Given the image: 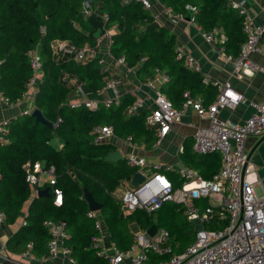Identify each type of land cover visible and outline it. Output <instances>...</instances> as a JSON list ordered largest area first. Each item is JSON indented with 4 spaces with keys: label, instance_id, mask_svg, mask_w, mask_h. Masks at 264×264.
I'll use <instances>...</instances> for the list:
<instances>
[{
    "label": "trees",
    "instance_id": "obj_1",
    "mask_svg": "<svg viewBox=\"0 0 264 264\" xmlns=\"http://www.w3.org/2000/svg\"><path fill=\"white\" fill-rule=\"evenodd\" d=\"M174 13L184 15L186 5L195 7L194 21L204 30L218 29L225 40L218 43L227 55H235L245 40L242 18L227 0H159ZM83 0H0V93L10 103L21 100L27 92V82L32 75L27 52L37 50L40 56L39 83L33 94V104L45 119L48 127L36 122L30 114H21L7 120L6 132L0 141V212L7 221H13L24 204L31 198L32 186L26 181L28 171L35 162L44 168L53 166L54 188L62 191V202L55 206L48 198L34 197L28 208L24 228L25 242L45 229L44 219L64 221L69 246L75 264H109L108 256L98 254L92 247V239L99 235L95 227L97 216H90L83 189H88L101 204V222L104 223L113 245L126 249L133 242L130 224L147 230L152 224L164 229L172 243L173 235L183 225L174 218L181 211L179 204L164 202L154 214L135 209L122 215L120 200L114 192L123 185L129 188L128 180L136 167L128 165L125 158L112 162L105 156L114 150L106 142H94V128L110 125L112 133L119 138H131V143L150 147L156 136L145 124L148 109L143 108L130 115L125 108L135 96L125 92L118 102L106 106L98 101L92 109L83 102L71 107L68 96L74 86L65 83L63 74L82 83L89 93L102 89L110 72L98 64L97 40L88 32L91 26L82 13ZM93 15L98 21L105 16V30L110 33L109 52L114 58L123 57L128 67H136L140 79L153 76L155 69L164 72L168 79L160 84V92L178 107L182 93L206 96L205 105L214 99L212 85H204L199 72L190 69L183 58H177L175 41L164 26L146 29L153 21L149 8L135 0H90ZM43 28V29H42ZM55 40H65L75 48L89 47L95 55L84 60L66 57L57 61L52 56L51 45ZM75 88V87H74ZM60 121L57 123V120ZM57 137L61 148L51 144ZM193 144L181 152V160L197 169L203 178H210L220 166V154H197ZM173 188L182 181L175 171L166 173ZM50 196L52 193H50ZM180 225V226H179ZM27 245V244H26ZM174 251V249H173ZM152 259H155L152 256Z\"/></svg>",
    "mask_w": 264,
    "mask_h": 264
},
{
    "label": "built area",
    "instance_id": "obj_2",
    "mask_svg": "<svg viewBox=\"0 0 264 264\" xmlns=\"http://www.w3.org/2000/svg\"><path fill=\"white\" fill-rule=\"evenodd\" d=\"M141 2L144 8H151L152 2L159 0H135ZM229 5L236 10L242 18V31L245 40L241 43L239 51L235 55H227L220 46V53L233 67V74L240 79L244 74L254 72L264 73V64H256L250 60L253 53L264 55V22L254 24L248 15L245 0L230 1ZM187 10L195 11V7L186 5ZM164 13L171 18L181 19V13H174L171 8L163 6ZM82 13L89 16L92 13L90 0H83ZM103 22L105 16L102 17ZM156 19V15L154 16ZM195 24L192 16L189 21ZM200 34L206 42L222 43L225 35L218 29L206 31L200 28ZM104 36H109L105 30ZM52 47V56L58 59L62 55L73 56L77 60H84L95 55V51L89 47L77 49L65 40H55ZM177 58H183L184 63L190 69L198 72L199 67L193 58L184 53L181 47L176 46ZM29 66L32 75L27 82L28 88L35 86L39 78L40 56L34 51L27 52ZM115 61L124 64L123 57L115 58ZM98 64L104 65L103 58L98 59ZM168 79V76L155 69V73L148 80L147 85L153 82L158 85ZM204 85H212L216 92L214 99L207 105L203 104L197 95H191L188 90L183 91L180 106L175 107L170 100L159 91L153 98V107L148 108L145 124L154 130L155 144L170 130V125L178 121L188 109L203 120L193 133V150L197 154H220V166L210 178L201 177L198 172L188 165H170L166 163H149L143 156L129 154L125 160L130 166L146 169L144 179L136 187L125 188L120 195V202L125 211L142 209L147 214H154L162 203L174 202L179 204L183 215L189 222L197 221L200 228L195 231L193 241L181 252L175 253L169 241L168 233L157 227L154 235H149L147 230H138L133 234V242L126 249H118L112 246L108 253L102 246L103 233L101 220L95 222L99 235L93 237L92 247L98 248V254L108 256L109 264H264V177L259 178L254 164L247 162L245 141L250 136H261L264 133V102L253 105V112L239 124L221 121L217 117L220 109L234 107L244 100L241 93L237 92L230 82H221L202 76ZM76 90L82 94V83H75ZM116 80L108 78L106 88L114 91ZM25 95V94H24ZM5 103H10L8 98L0 93ZM81 102L85 106L95 109L98 101L83 100L70 102L74 107ZM118 95L107 99L104 104H116ZM145 108L144 100L135 97L133 102L126 106L125 113L134 114ZM31 110H25L22 114H31ZM60 119L57 120V123ZM7 120L0 123V141H7L1 133L6 132ZM94 142H101L112 135L110 125L95 127ZM131 143V138L126 139ZM246 164V165H245ZM169 171H175L182 181L180 187L173 188L166 175ZM49 175L47 182L53 185L55 182L54 168H44L40 162H35L28 171L26 181L31 186H36L40 180V174ZM260 188L261 194L256 192ZM54 204L62 202V191L53 189ZM203 200H206L203 204ZM97 211H90V216H96ZM5 215L0 212V221ZM23 225L26 221H23ZM42 227L47 231L49 238L47 249L50 257L55 258L60 252L69 253L70 248L63 244L67 238L64 221L44 219ZM31 242L27 243L24 255L31 248ZM152 256L155 259H152Z\"/></svg>",
    "mask_w": 264,
    "mask_h": 264
},
{
    "label": "crops",
    "instance_id": "obj_3",
    "mask_svg": "<svg viewBox=\"0 0 264 264\" xmlns=\"http://www.w3.org/2000/svg\"><path fill=\"white\" fill-rule=\"evenodd\" d=\"M227 1L230 2L240 0ZM245 6L248 15L251 17L254 24L264 22V0H245ZM149 11L152 15L153 21H157L159 26H164L169 30V33L174 38L175 46L181 47L184 53L189 54L193 58L199 67L198 72L201 76H206L210 79H216L221 82L228 81L237 92L243 95L244 100L236 106L226 107L218 111L217 117L219 120L233 124L242 123L253 112L254 104L264 102L263 72L244 74L242 78H236L233 74L231 62L227 61L222 56L218 43L206 42L200 34L201 27L196 22L194 24L184 18L174 19L168 17L164 13L163 5L160 2L153 1ZM155 15L156 19H154ZM110 33H112V31H109V36H102L97 40V54L103 58L105 62V64L101 66L108 69L110 77L116 80L114 91L104 86L98 92L93 94L87 92L84 87H82L83 93L79 94L75 89V83L77 81L72 78V75L64 73L62 77L65 78V83L68 86L75 87H73L70 91L68 96L69 102L83 101L84 99L105 102L107 99L113 98L115 93L119 96L125 92H130L135 97H140L144 100L145 108L148 109L153 107V98L155 93L159 91L160 85L153 82L152 86H148L147 82L150 78L145 80L140 79L136 75L137 66L128 67L125 63L120 64L115 61V58L109 52ZM54 43L55 42H53L51 46H53ZM33 50L37 52L36 49ZM66 57L71 56L62 55L58 59H55L60 61ZM249 58L256 64H264V55L262 54L253 53ZM38 83L39 78L36 81L35 86H30L23 98L18 102L8 104L0 97V123L21 115L25 110L32 111L35 108L33 104V94ZM197 95L201 98L203 104L205 105L206 96L202 94ZM203 122V120L199 119L195 115L194 111L188 109L178 121L170 125V130L160 139L158 144H155L154 141V143L148 148L136 143H129L125 139L119 138L114 134L104 138L103 141L111 144L114 147V150H118L123 158L129 154H134L143 156L149 163L159 162L173 166L180 164L187 165L181 160L180 154L185 147L193 144V133L196 127ZM260 137L261 136H250L246 139L245 149L247 154L254 148ZM51 144L55 148H61L62 146V142L55 136L52 137ZM249 163L254 164L257 176L259 178H263L264 139L258 143L252 151ZM190 167L194 168L193 166ZM194 169L197 171L196 168ZM136 171L145 174L146 169L136 168ZM48 178V174H40L38 184L36 186H32L31 198L24 204L19 216L15 220L7 221L4 218V220L0 221V264H75V261L72 258L71 250L67 254L60 252L55 258L49 256L47 249L49 235L46 230L35 235L34 248L32 249L31 247L28 253L24 255L26 244L29 242L32 243V241L25 242L26 239L23 232L24 228L22 227L24 226L22 223L26 220L31 200L36 196L48 198L50 202H53L54 200V194L50 191L49 192L52 193L51 196H41L38 194L40 190H44L46 188L49 190L50 185L47 182ZM125 188L127 187L123 185L114 192L115 196L119 200L120 195ZM53 205H55L54 202ZM120 206L123 216L129 215L132 212L125 211L121 202ZM96 216L98 219L102 220L100 211L96 212ZM101 230L103 233L102 246L109 253L111 247L114 245L104 223L101 224ZM130 230L134 233L140 229L135 223H132L130 224ZM63 244L68 246L65 241Z\"/></svg>",
    "mask_w": 264,
    "mask_h": 264
},
{
    "label": "water",
    "instance_id": "obj_4",
    "mask_svg": "<svg viewBox=\"0 0 264 264\" xmlns=\"http://www.w3.org/2000/svg\"><path fill=\"white\" fill-rule=\"evenodd\" d=\"M183 18L187 21H190L192 18V11L187 10V12L183 15ZM87 21L92 28L91 31L88 32V36L91 39L98 40L99 38L104 36L105 23L103 21H98L93 14L87 17ZM157 26H159V23L157 21H152L151 23L146 25V29L154 28ZM30 115L34 118L36 122H40L50 128L52 127V123L45 119V117L42 115L41 111L38 108H34ZM263 139H264V133L261 135L256 145H258V143H260ZM256 145L254 146V148L256 147ZM254 148L248 153L247 162L249 161V158ZM122 158L123 157L118 150H113L105 156L106 161H112V162L122 160ZM143 179H144V175L141 172L139 171L134 172V174L130 177L128 181L129 187H132V188L136 187L140 183V181H142ZM38 194L41 196L42 195L50 196L47 188L44 190H40ZM83 198L87 202V205L90 211H100L101 210V204L93 198L91 192L86 188L83 189ZM193 224L195 225V231L200 228V225L197 221H193ZM156 229H157V225L152 224L147 229V232L149 235L152 236L154 235Z\"/></svg>",
    "mask_w": 264,
    "mask_h": 264
},
{
    "label": "rangeland",
    "instance_id": "obj_5",
    "mask_svg": "<svg viewBox=\"0 0 264 264\" xmlns=\"http://www.w3.org/2000/svg\"><path fill=\"white\" fill-rule=\"evenodd\" d=\"M256 192L258 194H261L260 188L256 187ZM206 200H203V204H205ZM177 220H180V222H183V225H179L180 228L176 232V235H173L172 237V243L174 245V252L178 253L181 252L183 249H185L186 246H188L194 239L195 236V225L192 222H189L185 215H183L182 211H180L176 216L174 217Z\"/></svg>",
    "mask_w": 264,
    "mask_h": 264
}]
</instances>
